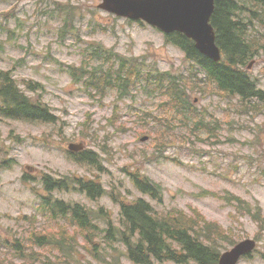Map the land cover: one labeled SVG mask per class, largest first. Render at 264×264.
<instances>
[{
    "label": "rangeland",
    "instance_id": "obj_1",
    "mask_svg": "<svg viewBox=\"0 0 264 264\" xmlns=\"http://www.w3.org/2000/svg\"><path fill=\"white\" fill-rule=\"evenodd\" d=\"M54 2L57 0H0V12L18 5L14 17H0V71L12 72L20 83L25 78L42 81L46 86L43 99L54 107L56 114L53 124L0 116V148L4 152L0 160L9 157L17 160L11 168L0 172V234L11 243L18 239L11 236L18 234L23 243L16 246L17 249L25 248L26 242L28 250L54 255L56 264H135L128 258L121 236L107 237L108 225L103 219L95 220L97 229L88 228L87 235H81L80 227L74 225L70 217L55 221L48 212L36 210L44 209L39 205H43L42 196H48L42 185L45 176L93 177L111 188L122 181L125 193L127 188L130 194L140 196L145 193L138 190L132 180V172H139L162 187L161 197L146 195L159 213L182 208L191 215L194 208L200 209L210 224L232 231L235 238L250 235L237 241L257 239L258 226L250 216L238 212L232 201L205 192L239 194L264 210V110L241 114L237 111L238 97L228 99L200 92L190 93L188 102L183 104L185 107L170 105L165 110L161 108L159 95L142 89L124 97H120L119 90L111 89L104 101L90 99L83 85L74 82L64 70L70 64L80 66L85 62L83 51L87 45L101 43L115 47L124 54L143 58L153 70L159 66L187 72L192 64L183 51L167 43L164 34L156 28L130 23L101 9V0H58L56 9ZM69 10L75 13V27L62 36L61 26ZM252 32L255 38L264 33L257 20ZM251 70L264 88V48L254 57ZM0 78L4 80L6 76L0 75ZM21 86L25 91V85ZM31 94L39 97L38 93ZM1 95L15 105L18 113L24 112L23 104L14 100L13 92L3 90ZM191 105L203 113L206 122L216 125V120L220 119L221 142L209 138L189 144L182 141L189 132L188 127L178 125L169 131L170 123ZM113 112L117 126L109 121ZM148 114L153 117L149 118ZM88 120H93L91 127L83 124ZM160 137L167 141L162 152L159 144L155 146ZM229 138L235 141H228ZM170 139L177 140L172 144ZM83 143L84 149L76 152L97 150L104 164L99 170L90 165L82 166L68 157L70 144ZM107 146L113 148L110 153L102 149ZM11 149L9 156L7 152ZM24 174L25 182L21 180ZM74 187L55 193L90 208L99 209L104 204L113 209L114 219L119 220V206L110 198L94 200ZM39 231L45 233L43 241L30 243L32 232ZM50 231L55 236H64L66 244L55 247L44 243L50 240L46 234ZM88 235H93L94 239ZM224 244L225 249L230 247V242ZM122 249L125 257L121 254V259L116 261ZM17 260L24 261L25 256ZM42 261V257L33 260L34 264ZM240 264H264V237L258 240L253 256Z\"/></svg>",
    "mask_w": 264,
    "mask_h": 264
},
{
    "label": "trees",
    "instance_id": "obj_2",
    "mask_svg": "<svg viewBox=\"0 0 264 264\" xmlns=\"http://www.w3.org/2000/svg\"><path fill=\"white\" fill-rule=\"evenodd\" d=\"M57 2H54L55 9L58 6ZM74 18V11L69 10L61 26L62 36L72 32L75 27ZM255 20L264 28V0H216L212 24L216 29L217 44L222 50V59L219 62L202 54L197 49L195 41L185 34L174 32L166 35V42L180 47L191 62L192 67L187 72H175L159 66L154 67V70L148 69V64L143 58L124 54L115 47L104 46L101 43L85 46L83 51L85 62L80 66L70 64L65 71L75 81L84 83L88 96L100 101H104L111 89L119 90L120 97L128 96L136 89H142L159 95L162 99L161 108L165 110L170 105L174 108L183 107V104L188 102L190 93L201 92L217 94L228 99L236 96L239 98L237 109L239 113H257L259 109L264 110V88L261 87L259 79L248 70V65L264 48V33L259 38L253 36ZM144 56L149 57V55ZM87 57L93 61L89 62L90 59H86ZM9 75L5 74L4 83L0 79V92L7 90L15 94L14 100L23 104L21 107L25 111V120L40 119L43 120L42 122L54 123L56 114L51 106L26 91L24 94L17 80ZM204 82L207 84H203ZM35 85L37 83L31 81L28 88L32 90ZM39 89H42V86ZM0 106L4 108L6 115L13 118L22 117L15 110V105L6 98L0 97ZM121 115L122 113L119 115L120 118ZM182 115L183 118L179 122L174 120L170 123L169 130L175 129L178 125L187 126L190 140L200 139L203 134L215 136L216 141L221 139L218 127L204 123L200 111L194 105L183 110ZM148 117L153 116L148 114ZM147 120L145 118L146 122ZM109 121L117 126L114 122V112ZM122 130H126V127H122ZM159 140L161 141L159 147H164L167 141L161 137ZM170 142L173 143L175 140ZM112 149L110 147L107 152L110 153ZM88 153H91L90 158L81 165L92 166L91 161H88L92 160L93 165L96 166L97 163L94 161L99 160L97 152L84 151L81 154H71L70 157L76 162H82ZM132 173L134 184L145 195L130 194V189L127 188L125 193L123 191L125 185L122 181L120 185L111 188L93 177L82 179L66 176L56 179L60 184H54L55 189H62L64 183L69 187L75 186L74 190L86 193L94 200L110 198L119 206V220L114 219L113 209L104 204L100 205L99 209L90 208L79 201L73 203L55 197L54 190L48 188L46 183L45 188L50 195L44 198L52 212L68 213L79 223L84 222L86 217L89 218L88 220L93 217L106 221L109 230L107 237L112 239L121 236L126 244L128 258L135 264L165 262L218 264L222 252L221 246L224 248L225 242L234 244L237 239L250 236L238 235L235 238L232 231L225 230L217 224H210L200 209L194 208L191 215L182 208H172L167 213H159L146 195L153 198L161 197L160 183L149 176H142L139 172ZM51 179L53 178L50 176L46 177V181ZM205 193L232 201L231 204L238 212L250 216L257 223L259 234L255 237L259 240L263 239L264 210L260 205L252 204L243 196L231 192L222 195L208 190ZM130 198L133 200L129 201ZM46 234L50 240L44 243H50L55 247L66 244L64 236H55L52 231ZM34 237L35 244L43 241L41 234H36ZM219 239L222 240L217 248L216 242ZM38 257L43 258L40 264H56L52 257H44L34 249L28 250L26 244L25 260L21 262L14 260V264H34L33 260ZM0 264L7 263L0 258Z\"/></svg>",
    "mask_w": 264,
    "mask_h": 264
},
{
    "label": "water",
    "instance_id": "obj_3",
    "mask_svg": "<svg viewBox=\"0 0 264 264\" xmlns=\"http://www.w3.org/2000/svg\"><path fill=\"white\" fill-rule=\"evenodd\" d=\"M100 7L119 15L144 18L166 33L182 32L196 42L201 53L216 62L222 59L216 30L211 23L215 0H103ZM70 148L80 149L74 144H70ZM256 244L254 239L241 241L222 254L219 264H237Z\"/></svg>",
    "mask_w": 264,
    "mask_h": 264
},
{
    "label": "flooded vegetation",
    "instance_id": "obj_4",
    "mask_svg": "<svg viewBox=\"0 0 264 264\" xmlns=\"http://www.w3.org/2000/svg\"><path fill=\"white\" fill-rule=\"evenodd\" d=\"M25 112V111H24ZM13 159V157H9V158H5V159H2L1 161H0V170L1 171H6V170H8V168H7V166L10 164V160H12ZM16 161V160H15ZM22 181L23 182H25V174L24 175H22ZM54 183H56V184H60L58 181H55ZM63 186H64V188L65 189H70L71 187H69L67 184H63Z\"/></svg>",
    "mask_w": 264,
    "mask_h": 264
},
{
    "label": "bare ground",
    "instance_id": "obj_5",
    "mask_svg": "<svg viewBox=\"0 0 264 264\" xmlns=\"http://www.w3.org/2000/svg\"><path fill=\"white\" fill-rule=\"evenodd\" d=\"M159 142H161L160 140H158Z\"/></svg>",
    "mask_w": 264,
    "mask_h": 264
}]
</instances>
